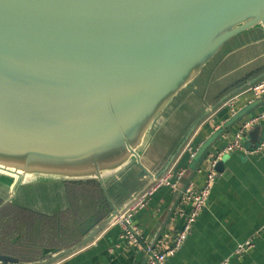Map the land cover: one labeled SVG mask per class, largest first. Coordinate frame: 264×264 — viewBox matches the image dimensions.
<instances>
[{
  "label": "water",
  "instance_id": "obj_1",
  "mask_svg": "<svg viewBox=\"0 0 264 264\" xmlns=\"http://www.w3.org/2000/svg\"><path fill=\"white\" fill-rule=\"evenodd\" d=\"M255 47L234 58L238 68L264 59V0H0V208L52 216L69 208L65 184L79 182L99 185L110 206L76 244L33 261L0 252V264H56L91 244L167 172L211 113L264 80L262 70L207 101L206 78ZM169 123L179 126L171 140ZM263 138L254 126L241 146Z\"/></svg>",
  "mask_w": 264,
  "mask_h": 264
},
{
  "label": "crops",
  "instance_id": "obj_2",
  "mask_svg": "<svg viewBox=\"0 0 264 264\" xmlns=\"http://www.w3.org/2000/svg\"><path fill=\"white\" fill-rule=\"evenodd\" d=\"M226 63L221 66L214 86L209 89V104L242 80L264 70L263 59L242 79L225 84L223 81L231 76L230 67L235 68L238 62L231 58ZM240 63L242 66L243 63ZM247 65L254 66L250 63ZM235 96L227 105L211 113L195 131L190 145L196 149L197 157L190 164L187 153L177 160L174 172L185 169L184 182L192 179L200 187L204 181L202 167L205 158L231 141L239 122L264 110V96L255 98L249 90H243ZM228 120L235 122L232 128L213 146L203 149L207 138ZM259 125L264 132V121ZM247 147L228 153L206 206L187 234L181 249L168 257L165 264H221L226 259L228 264H264V231H259L264 224V149L250 155L245 151ZM190 207L189 203L175 197L172 188L162 186L156 189L149 196L146 207L133 215V224L140 230L143 244L156 251H164L171 246L174 237L183 229ZM256 233L258 237L251 249L241 256L232 255L237 244ZM159 235L161 237L155 241ZM147 242L154 244L151 246ZM145 259L144 250L124 244L120 239L119 226L112 224L91 244L56 264H143Z\"/></svg>",
  "mask_w": 264,
  "mask_h": 264
},
{
  "label": "trees",
  "instance_id": "obj_3",
  "mask_svg": "<svg viewBox=\"0 0 264 264\" xmlns=\"http://www.w3.org/2000/svg\"><path fill=\"white\" fill-rule=\"evenodd\" d=\"M65 187L69 208L61 212L57 208L52 216L11 204L1 207L0 252L24 261L43 258L49 252L76 244L86 231L107 216L110 206L99 185L79 182L66 183Z\"/></svg>",
  "mask_w": 264,
  "mask_h": 264
},
{
  "label": "built area",
  "instance_id": "obj_4",
  "mask_svg": "<svg viewBox=\"0 0 264 264\" xmlns=\"http://www.w3.org/2000/svg\"><path fill=\"white\" fill-rule=\"evenodd\" d=\"M252 96L260 98L264 96V80L255 83L248 89ZM229 102L225 103L227 105ZM264 121V110L250 115L237 125L233 133L231 141L222 149L209 155L203 162L202 170L204 172V181L200 187H197L193 180L183 181L186 170L175 171V164L177 160L187 153L188 163L190 164L196 157V149L190 145L191 140L182 148L178 158L170 166L167 172L160 177L143 195H141L127 210H125L113 224H117L120 228V239L126 245L132 247H141L145 254L146 259L143 264H165L168 257L174 255L181 249L183 242L187 238V234L191 231L193 224L197 220L201 211L207 204L210 192L213 188L217 171V163L225 158L230 151L241 149V140L245 134L254 126L259 125ZM264 149V138L252 149H246L247 154H255ZM181 184V188L179 185ZM166 186L172 188L175 192H179L180 199L190 204V211L185 217V222L182 231L174 237L171 246L164 249V251H156L149 246H143L140 230L133 224V215L136 211L146 207L149 196L155 192L156 189ZM259 231H264V224ZM259 233V232H258ZM258 233L248 238L242 243L237 244L233 256H241L254 246L255 239ZM143 246V247H142ZM221 264H228V260H224Z\"/></svg>",
  "mask_w": 264,
  "mask_h": 264
},
{
  "label": "rangeland",
  "instance_id": "obj_5",
  "mask_svg": "<svg viewBox=\"0 0 264 264\" xmlns=\"http://www.w3.org/2000/svg\"><path fill=\"white\" fill-rule=\"evenodd\" d=\"M243 41V38H239V39H235L234 41H231L230 43H228V45L223 49L222 53L228 49V50H232L234 48H236L240 43H242ZM259 47H255V48H248L246 49L247 51L243 52V53H238V54H234V55H231L228 57V59L226 60H230L231 58H239L237 59L238 60H241L242 57H246L250 54H254L257 50H258ZM220 53V54H222ZM220 54L215 58V60H217L220 56ZM238 56V57H237ZM239 65V64H238ZM238 65H235V70L232 72V77L230 76V78L226 79L223 81V83L225 84H229V83H232L233 81L241 78V76H244V74L247 72V71H250L252 70L253 68H255V65L254 66H251V65H247V66H244V67H239L238 68ZM205 75H201L200 76V81L198 83L197 86H199V84L205 80ZM218 76L217 73H215L212 77L209 75L207 78H206V81L204 82V85H209V88L212 87L214 85V78ZM234 98H236V96H233L231 99H229L227 102H230L232 101ZM226 102V103H227ZM188 107V104H186L185 106H183L181 109H180V112H177L175 115L178 116V119L176 120V122H180L181 120H183L184 118H187L188 114H187V111H184L186 108ZM184 122V121H183ZM178 128L179 126L176 125V123L172 124V123H169V130H168V134L170 135V140L172 139V133L173 134H177V131H178Z\"/></svg>",
  "mask_w": 264,
  "mask_h": 264
}]
</instances>
